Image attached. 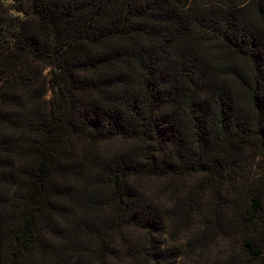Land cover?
I'll return each instance as SVG.
<instances>
[{
    "label": "trees",
    "instance_id": "1",
    "mask_svg": "<svg viewBox=\"0 0 264 264\" xmlns=\"http://www.w3.org/2000/svg\"><path fill=\"white\" fill-rule=\"evenodd\" d=\"M0 264H264V0H0Z\"/></svg>",
    "mask_w": 264,
    "mask_h": 264
}]
</instances>
